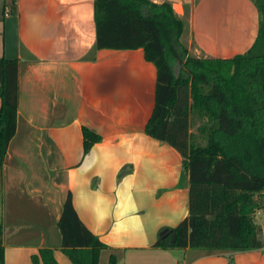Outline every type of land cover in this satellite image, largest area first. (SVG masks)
<instances>
[{
    "label": "crops",
    "instance_id": "1",
    "mask_svg": "<svg viewBox=\"0 0 264 264\" xmlns=\"http://www.w3.org/2000/svg\"><path fill=\"white\" fill-rule=\"evenodd\" d=\"M153 1L172 4L186 23L181 42L197 57L245 54L257 38L256 0ZM96 41L94 0H17L0 19V56L18 61L16 132L0 168L4 264H32L44 247L73 264L57 226L69 191L81 221L108 244L99 264L112 254L117 264H264V246H155L189 215V174L176 149L145 132L156 66L142 49L98 50ZM83 127L102 136L87 154Z\"/></svg>",
    "mask_w": 264,
    "mask_h": 264
},
{
    "label": "trees",
    "instance_id": "2",
    "mask_svg": "<svg viewBox=\"0 0 264 264\" xmlns=\"http://www.w3.org/2000/svg\"><path fill=\"white\" fill-rule=\"evenodd\" d=\"M256 6L260 25L249 51L204 58L181 42L186 23L171 3L94 0L97 49H142L156 66L155 106L145 132L176 149L189 174V215L162 231L156 247L249 251L264 246L255 219L264 209V0H256ZM0 99L1 168L16 132L17 59L0 56ZM82 134L84 154L102 140L88 127ZM57 226L60 248L73 264H99L108 244L81 221L70 191ZM31 259L59 264L48 247ZM117 262L112 254L106 264Z\"/></svg>",
    "mask_w": 264,
    "mask_h": 264
},
{
    "label": "rangeland",
    "instance_id": "3",
    "mask_svg": "<svg viewBox=\"0 0 264 264\" xmlns=\"http://www.w3.org/2000/svg\"><path fill=\"white\" fill-rule=\"evenodd\" d=\"M9 9L12 10L13 8V0H0V16H1V12L5 11V9ZM183 45L186 46L189 49V52L192 51V55H195L196 52L194 50V48L188 43V41H183ZM193 130L196 131V127H193ZM255 219L257 224L260 227V236L261 238H264V209H258L255 213ZM102 261V260H101Z\"/></svg>",
    "mask_w": 264,
    "mask_h": 264
}]
</instances>
